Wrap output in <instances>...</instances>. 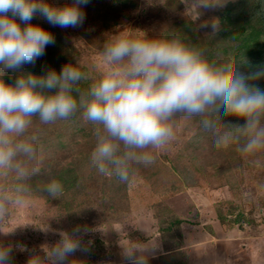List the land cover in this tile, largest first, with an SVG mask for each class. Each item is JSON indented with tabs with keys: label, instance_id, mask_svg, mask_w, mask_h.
<instances>
[{
	"label": "rangeland",
	"instance_id": "1",
	"mask_svg": "<svg viewBox=\"0 0 264 264\" xmlns=\"http://www.w3.org/2000/svg\"><path fill=\"white\" fill-rule=\"evenodd\" d=\"M240 1L250 5L235 7L243 23L258 0H219L213 7L199 6L197 0H91L84 24L74 28L53 26L37 15L31 23L41 24L60 41L38 60L55 51L61 67L75 64L88 74L90 85L106 70L99 52L107 38L133 29L149 37L182 34L205 49L206 62L217 63L218 76L225 75L229 60L217 35L224 30L225 10ZM70 2L49 0L53 6ZM208 34L218 39L209 43ZM78 116L88 122L83 110ZM174 119L175 138L162 150L150 149L154 163L134 164L124 183L90 167L94 125H85L83 132L55 126V132L33 117L29 131L39 135V173L28 180L26 203L11 208L0 221V245L12 248L10 264H28L36 254L45 257L44 246L77 226L88 229L79 234L88 251L72 254L69 264H127L124 247L130 244L153 245L144 253L148 264H264V152L242 154L236 142L214 149L196 139L186 115ZM66 167L80 173L75 190L49 196L44 190L47 175ZM12 182L11 176L0 175V187Z\"/></svg>",
	"mask_w": 264,
	"mask_h": 264
},
{
	"label": "clouds",
	"instance_id": "2",
	"mask_svg": "<svg viewBox=\"0 0 264 264\" xmlns=\"http://www.w3.org/2000/svg\"><path fill=\"white\" fill-rule=\"evenodd\" d=\"M218 2L197 0L203 7ZM90 3L71 0L53 6L49 0H0V175L13 178L0 187V221L11 208L26 203L28 180L39 173V135L29 131L33 117L49 124L82 109L95 126L90 167L124 183L134 164L154 163L150 149L162 150L175 138L177 114L186 115L202 144L221 149L236 142L242 154L264 152V89L250 83L264 77V69L246 74L234 67L225 75H206L205 49L182 34L149 37L141 30L124 29L110 35L99 52L106 70L87 89L80 84L88 74L72 63L62 65L59 72L23 71L56 42L51 31L31 23L34 16L53 26L74 28L84 24V9ZM216 39L208 34L206 40ZM8 70L18 73L12 83L4 76ZM255 163L261 166L260 160ZM44 190L56 198L64 186L53 180ZM87 231L77 226L61 232L59 241L44 246L45 257L32 255L28 264H69L72 254L88 251L79 235ZM152 246L124 247L127 264H148L144 253ZM11 252L10 246L0 245V264H10Z\"/></svg>",
	"mask_w": 264,
	"mask_h": 264
},
{
	"label": "trees",
	"instance_id": "3",
	"mask_svg": "<svg viewBox=\"0 0 264 264\" xmlns=\"http://www.w3.org/2000/svg\"><path fill=\"white\" fill-rule=\"evenodd\" d=\"M243 5L245 7L250 6L249 3L245 4L240 1L236 6H232L225 10L222 15L224 30L217 35L218 38L221 37L220 40L224 42V46H222L220 50L229 60L226 74L234 67L246 74L264 69V6H262L261 0H258L254 4L253 9L251 10L250 8L249 10V12H251L249 20L240 23L241 14L237 12L236 8ZM253 19L259 20L260 22L255 24ZM229 27L232 28L229 29ZM55 41L54 49H57L58 45H60V41L56 38ZM207 63L210 65L211 71H208L210 67L207 66L206 75L218 77L219 73L216 70L217 63L215 61ZM48 68H55L58 72L61 68V61L55 55V51H52L44 60H37L35 65H26L24 71H31L39 75L46 72ZM17 74V72L13 71L8 72L5 75L6 81L9 83L14 82ZM89 82L88 79L82 81L80 84L81 89H87ZM250 83L264 89V77L250 81ZM78 114L79 111L67 120H57L45 126L48 129H55L56 132L57 128L55 126L59 128L61 126L64 127V125H70L72 128L75 127L77 129L76 131L79 130L83 132L85 125L91 126V123H84L83 119L79 118ZM79 175L80 173L77 169L66 167L61 170H53L51 174L49 173V175H47V182L50 183L53 180H59L64 186L62 195H68L75 190V186L80 178Z\"/></svg>",
	"mask_w": 264,
	"mask_h": 264
}]
</instances>
